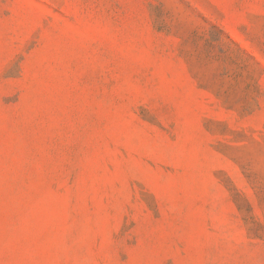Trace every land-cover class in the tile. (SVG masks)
Listing matches in <instances>:
<instances>
[{"label": "rangeland", "instance_id": "rangeland-1", "mask_svg": "<svg viewBox=\"0 0 264 264\" xmlns=\"http://www.w3.org/2000/svg\"><path fill=\"white\" fill-rule=\"evenodd\" d=\"M0 264H264V0H0Z\"/></svg>", "mask_w": 264, "mask_h": 264}]
</instances>
